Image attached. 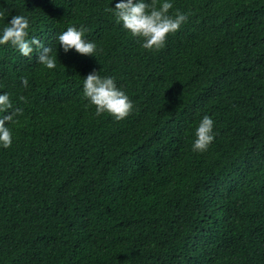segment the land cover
<instances>
[{"label":"trees","instance_id":"trees-1","mask_svg":"<svg viewBox=\"0 0 264 264\" xmlns=\"http://www.w3.org/2000/svg\"><path fill=\"white\" fill-rule=\"evenodd\" d=\"M118 2L0 0V34L26 16L57 61L0 45V94L23 109L0 145V264H264V0H171L187 20L152 50ZM73 25L97 57L63 51ZM94 69L125 119L95 115ZM205 115L215 139L194 152Z\"/></svg>","mask_w":264,"mask_h":264},{"label":"clouds","instance_id":"clouds-1","mask_svg":"<svg viewBox=\"0 0 264 264\" xmlns=\"http://www.w3.org/2000/svg\"><path fill=\"white\" fill-rule=\"evenodd\" d=\"M171 0H119L114 7L117 22H122L123 27L142 40V47L147 50L160 49L165 45L167 36L176 33L187 20V16L179 9L169 14L173 9ZM29 18L23 15H13L0 34V45L11 44L18 49L20 54L31 60L34 51L37 52L36 62L48 69L57 66L56 55L51 46H46L40 38H29ZM86 29L83 25L78 29L70 26L62 31L57 39L65 53L74 49L85 56H96L97 45L84 39ZM35 46V49L34 47ZM97 57V56H96ZM25 88L29 87L27 77H22ZM83 95L95 106L96 116L107 112L117 121L125 119L133 109V102L128 95L117 86L114 77H101L95 69L87 74L83 81ZM20 100L26 101L21 96ZM11 109V111H9ZM0 112L7 113L0 117V145L4 148L11 147L13 143L11 123H19L23 109L13 108L10 95L5 92L0 94ZM214 120L208 115L203 116L195 130L196 139L192 145L194 152H206L215 139Z\"/></svg>","mask_w":264,"mask_h":264}]
</instances>
